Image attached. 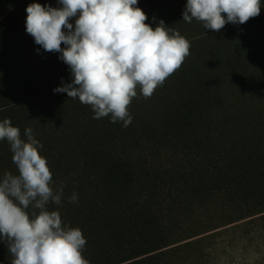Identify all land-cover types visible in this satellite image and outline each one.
Instances as JSON below:
<instances>
[{
  "label": "rangeland",
  "instance_id": "obj_1",
  "mask_svg": "<svg viewBox=\"0 0 264 264\" xmlns=\"http://www.w3.org/2000/svg\"><path fill=\"white\" fill-rule=\"evenodd\" d=\"M33 3L62 7L58 0H0V103L7 104L0 122L10 119L24 140L26 128L33 135L42 131L38 152L52 173L50 186H63L62 195L76 194L85 202L82 195L100 190L86 180L107 184L105 200L89 199L94 215L89 219L62 218L81 209L78 200L54 210L47 206L68 227L97 229L94 235L82 232V255L89 264H264V209L232 222L225 216L264 194L263 138L252 137L264 126V0L259 16L244 24L226 23L219 32L203 29L195 19L183 21L187 0H138L135 6L153 30L163 20L189 41L190 49L150 98L140 96L137 86L131 107L141 112L151 105L145 110L148 120L162 110L168 116L160 117L161 124L171 118L176 130L184 125L178 121L188 118L187 132L182 129L190 137L210 133L200 142L206 165L193 161L196 149L187 134L176 142L161 140L160 157L134 163L148 151L147 142L129 149L128 140L115 135L110 115L93 119L90 106L54 93L72 76L61 53L45 52L26 33L25 9ZM76 18L69 23L75 25ZM167 86L170 92L161 94ZM254 148L248 158L240 154ZM12 155L8 142L0 141V177L18 173ZM227 194L232 197L222 204L218 199ZM120 228L122 234L116 233ZM12 259L0 239V264Z\"/></svg>",
  "mask_w": 264,
  "mask_h": 264
},
{
  "label": "clouds",
  "instance_id": "obj_2",
  "mask_svg": "<svg viewBox=\"0 0 264 264\" xmlns=\"http://www.w3.org/2000/svg\"><path fill=\"white\" fill-rule=\"evenodd\" d=\"M138 0H58L60 8L30 4L26 33L45 52L61 53L70 83L54 93H66L91 107L93 119L111 116V123L132 122L128 106L137 86L150 98L189 55L190 43L161 20L153 30ZM260 0H187L183 21H198L219 32L226 23L244 24L259 16ZM226 14V18H225ZM75 19V25L69 19ZM64 29H67L65 33ZM65 45L61 48V45ZM0 122V141L6 140L18 173L0 177V239L7 243L11 264H89L82 255L86 239L79 228L64 225L52 203L61 204L63 186L51 187L52 173L38 149L43 145L31 128ZM73 194L70 202L76 203ZM31 206V211L29 208Z\"/></svg>",
  "mask_w": 264,
  "mask_h": 264
},
{
  "label": "trees",
  "instance_id": "obj_3",
  "mask_svg": "<svg viewBox=\"0 0 264 264\" xmlns=\"http://www.w3.org/2000/svg\"><path fill=\"white\" fill-rule=\"evenodd\" d=\"M166 91H164L163 89L161 94H168L170 92L169 87L167 86ZM140 96H143L141 94V92H139ZM147 102V101H146ZM133 103L131 102V104L128 106V112L132 117V122L131 124H129L127 127L123 126V122L122 121H117L116 123H113V129L116 131L115 135L119 136V138L121 140H123V142H126L128 140V148L132 147L133 149L136 148L137 145H139V143L142 141L147 142L145 143L146 145L149 146L148 151H146L143 155L138 156L137 159L134 163H139L141 162L140 159H152V158H158L160 157V154L157 155L159 149L161 146L160 141L162 140L163 143H165L163 141V139H167V138H171V141H177V139H181L183 134H187L186 137H190L189 133L187 132V126L185 123L188 122V118H183L180 121H178V124H183V126L179 127L177 130L175 129V127H173L174 124H171V122H173V119L170 118V123H162L160 121V117L161 119L163 117H166L168 115L163 116L165 113H163V111L158 108L157 106L158 103L155 102L154 106L157 107V109L161 110V111H156L157 113L155 115H153L152 117H150L151 119L148 120L147 115L145 114L146 111L150 108L151 105H146L144 107L141 108V112H139L137 109H132ZM146 110V111H145ZM174 119H176V116H172ZM171 124V125H170ZM261 126L259 127V131L258 132H254L252 137H256V133L259 135V139H261V145L264 144V126H262L263 124H260ZM186 131H183V129ZM40 133H42V131H38L36 133H34V137H37L38 140V136L40 135ZM194 134V133H193ZM208 136L212 135L210 133H205L202 131H197L196 132V136L190 137V140H193V147L195 146L196 149V153H193V161H195L196 163H199L201 165H206L205 164V158H206V153H203V151H201V146H200V142L203 141V139L208 138ZM249 139H251L250 137H248ZM257 139V138H256ZM39 141V140H38ZM186 141V140H185ZM121 143V142H120ZM122 144V143H121ZM248 145V144H246ZM125 147V146H124ZM247 147V146H246ZM247 148H252V146L248 145ZM130 149V148H129ZM256 150L255 148L252 149L250 152H244V153H240V154H245L246 153V158L250 157L253 154V151ZM132 151V150H131ZM239 151V150H238ZM240 152H242V150H240ZM207 160V158H206ZM130 162V161H129ZM119 164V163H117ZM105 166V165H104ZM87 184H93L94 187H100L99 190V194L96 193V191H94V189H91V194L90 195H82V197L85 199V202L78 200V204L81 206V209H78L76 212L75 211H66V215L63 216V219H69L71 221H83L86 219L91 218L93 215V208L90 206L89 202H90V198L91 197H95L97 198L99 196V198L101 200H105L102 195L106 192V190L103 189V187H105L107 184L105 183L103 185V182H98L95 180H86ZM241 181H244V179H242ZM107 193V192H106ZM232 194H227L224 197L219 198L218 200L222 202V204L224 203L223 199L227 198V197H232ZM71 195H62L61 197V204L60 205H55L50 203L48 206H50V210H54L57 208H60V206L64 203H70V197ZM264 196L260 195L258 196L252 203L250 204H239L240 207H244L243 209H239L233 213H230L229 215H225L228 219L229 222H232L233 220H237L247 214H251L253 212H259V210L264 209V198H262ZM240 197V196H237ZM261 198V199H260ZM95 228V227H94ZM79 229L82 232H87L86 234L89 235H94L97 233V229H93L92 226H87L86 229H83L82 227H79ZM122 229H119V232L116 233H120L122 234ZM85 235V234H83ZM121 235H119L120 238ZM115 247H111L109 250H113Z\"/></svg>",
  "mask_w": 264,
  "mask_h": 264
},
{
  "label": "crops",
  "instance_id": "obj_4",
  "mask_svg": "<svg viewBox=\"0 0 264 264\" xmlns=\"http://www.w3.org/2000/svg\"><path fill=\"white\" fill-rule=\"evenodd\" d=\"M3 58H4L3 55L0 54V61H1V59H3ZM0 73L3 74V67H2L1 62H0ZM4 105H7V104H4ZM4 105H3V102L0 103V112H3V114L5 113V112H4L5 110H2L1 108H3ZM10 105H12V104H10ZM10 105H9V106H10Z\"/></svg>",
  "mask_w": 264,
  "mask_h": 264
}]
</instances>
